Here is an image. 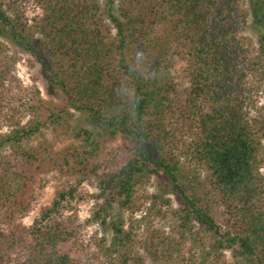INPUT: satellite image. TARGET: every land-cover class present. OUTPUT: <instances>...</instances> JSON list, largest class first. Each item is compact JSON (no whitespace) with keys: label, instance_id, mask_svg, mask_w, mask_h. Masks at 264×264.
I'll return each instance as SVG.
<instances>
[{"label":"trees","instance_id":"16d2710c","mask_svg":"<svg viewBox=\"0 0 264 264\" xmlns=\"http://www.w3.org/2000/svg\"><path fill=\"white\" fill-rule=\"evenodd\" d=\"M22 1L40 10L31 23ZM240 1L0 0V264H168L162 233L135 248L133 228L115 222L110 243L83 261L73 203L87 176L99 189L92 221L147 201L149 215L163 216L171 198L147 192L157 176L183 227L198 224L219 246L264 264V103L252 115L248 87L250 66L264 76V0L250 9L253 58ZM3 39L40 65L57 99L38 89L23 96ZM170 51L185 62L183 89L156 75ZM49 173L76 181L26 226Z\"/></svg>","mask_w":264,"mask_h":264},{"label":"rangeland","instance_id":"374dc122","mask_svg":"<svg viewBox=\"0 0 264 264\" xmlns=\"http://www.w3.org/2000/svg\"><path fill=\"white\" fill-rule=\"evenodd\" d=\"M240 3L248 10V16L243 27V35L247 37L248 42L252 45L249 56L253 58L257 52L259 32L254 23V15L250 12L252 0H241ZM20 5L25 18L30 23L40 14L38 7L30 1H22ZM3 40L9 46V50L17 56L15 74L19 79V86L21 93L24 94L23 96L30 95L32 91L38 89L44 99H57L56 95L50 92L40 65L22 48L7 39ZM184 68V60L170 51L160 64L156 75L160 80H172L178 85V88L183 89L188 85ZM262 70L260 66L252 65L248 74V87L251 90L249 108L252 115H255L256 107L264 103V76ZM76 118L81 119L80 123L84 122L86 126H91L85 122L86 118L80 113H76ZM4 129L6 130L5 127ZM42 132L49 139L52 138L49 130H43ZM41 139V136L36 134L30 144L35 145ZM67 142L69 140L59 142L57 146L61 147ZM44 181L45 184L41 190H38L31 211L21 219L26 226L31 225L38 216L40 207L50 203L57 189L73 183L76 178L63 176L58 173H49L45 176ZM147 192L148 194L159 193L171 198V206L163 210V216L154 217L152 211L151 215H149L147 207L151 201H147L143 209L132 214L115 206L111 215L107 218V222L102 224L91 220L92 214L96 210V204L100 200L99 189L94 178L87 176L80 181L78 193L82 198L74 202L73 207L82 226L81 239L84 250H79V253H82L83 261H89L90 254L99 255L98 243L103 245L110 243L112 237L110 223L115 222L121 223L124 229L133 228L135 248L141 247V242H150L152 235L162 233L166 239L167 247H169L168 254L171 257V260L167 261L168 264H251L235 248L219 246L214 237L210 233H205L200 225L193 224L191 228L183 227L178 216L179 202L173 195L159 192V179L157 176H153L150 179L147 184ZM153 241H157V237H154Z\"/></svg>","mask_w":264,"mask_h":264}]
</instances>
